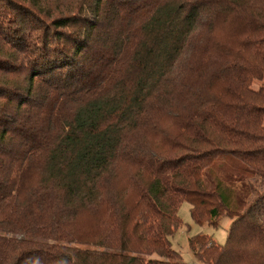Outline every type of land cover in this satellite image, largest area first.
Wrapping results in <instances>:
<instances>
[{
	"label": "trees",
	"instance_id": "trees-1",
	"mask_svg": "<svg viewBox=\"0 0 264 264\" xmlns=\"http://www.w3.org/2000/svg\"><path fill=\"white\" fill-rule=\"evenodd\" d=\"M34 9L50 25L14 20L47 37L48 59L14 108L0 93V264H182L184 201L197 223L233 220L224 245L190 238L198 260L264 264V196L249 202L264 184V0ZM42 74L50 95L30 100Z\"/></svg>",
	"mask_w": 264,
	"mask_h": 264
},
{
	"label": "rangeland",
	"instance_id": "rangeland-1",
	"mask_svg": "<svg viewBox=\"0 0 264 264\" xmlns=\"http://www.w3.org/2000/svg\"><path fill=\"white\" fill-rule=\"evenodd\" d=\"M21 6H26V8L21 9ZM68 7L71 8L70 5ZM34 10V0H0V93L6 92L5 96L11 98V103L7 105L12 106V108L15 107L20 96L27 94L37 60L38 64L40 62L43 65L44 61L48 59V53H45L47 37L42 35L39 38L41 40L28 39L29 32H25L23 27H19L20 22L14 20V17H20V12H23L27 15L25 22L28 24V29L32 27L31 25H35L34 27H38L40 24L50 25L51 20L45 15L40 16L41 21H37L33 13L30 15V12ZM30 20L32 22H29ZM37 33L34 32V34ZM93 36L95 39H99L101 31L94 33ZM26 46L28 48H25ZM50 77L51 74L34 76L35 84L30 100L36 97L37 87L41 98L50 95L47 93L53 87L52 83L54 82ZM56 86L64 87V83L59 82ZM260 86H264V80L256 81L253 84L255 89L260 88ZM2 101L3 98L0 97V102ZM224 164H226L225 161L219 162L220 166ZM219 169L220 167H216V174L219 173ZM259 195L264 196V184L257 181L255 182V192L252 193L249 202L255 201ZM191 208L192 205L188 201L181 204L179 217L182 224L171 237V241L173 248L181 255L182 264H205L194 256L189 244L190 238L197 234H205L217 244L224 245L233 220L227 215H222L217 226L209 222L200 224L193 219Z\"/></svg>",
	"mask_w": 264,
	"mask_h": 264
}]
</instances>
